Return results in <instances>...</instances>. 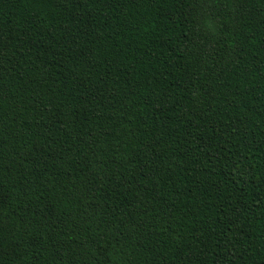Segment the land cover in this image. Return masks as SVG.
Returning <instances> with one entry per match:
<instances>
[{
  "label": "trees",
  "instance_id": "obj_1",
  "mask_svg": "<svg viewBox=\"0 0 264 264\" xmlns=\"http://www.w3.org/2000/svg\"><path fill=\"white\" fill-rule=\"evenodd\" d=\"M0 264H264V0H0Z\"/></svg>",
  "mask_w": 264,
  "mask_h": 264
}]
</instances>
